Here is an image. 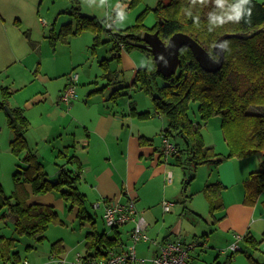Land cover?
I'll return each mask as SVG.
<instances>
[{"label": "rangeland", "instance_id": "rangeland-1", "mask_svg": "<svg viewBox=\"0 0 264 264\" xmlns=\"http://www.w3.org/2000/svg\"><path fill=\"white\" fill-rule=\"evenodd\" d=\"M131 1L79 0L80 12L86 16L95 17L102 29L106 31L101 30L95 33L91 27H87L76 34L68 35L66 41L61 39L53 41L50 29L53 28L54 33H57L61 25L69 20L72 21V29H74V20H71L67 13H61L68 10L71 5L70 0H0V15L3 17L0 19V37L3 33L7 36V42L0 39V102L5 92H12L5 108L19 107L23 110L29 122L25 134L27 150L33 151L37 157L42 153H48L44 151L46 149L43 145L44 141L37 144L43 133L44 114L53 108L52 104L57 101L67 77L75 74L78 76L75 85L76 99L80 103H84L88 98L87 93H90L91 103L100 102L103 98L115 93L112 100L116 104L112 101L109 107L116 108L118 111H128L130 103L137 111L148 110L149 115L146 118H135L138 122L145 124L155 146L159 145V135L162 133L157 130V127L162 124L165 129L166 119L154 113L150 96L141 89L140 84L133 85L136 70L145 68L146 71H150L153 62L137 47L130 50L122 48L117 52L119 56L115 57L112 51L113 43L107 31L118 32L134 26L139 22L138 18L146 30H151L155 26L157 19L152 10L158 0H139L129 7ZM163 1L168 3L170 0ZM15 17L19 19L18 26L13 24ZM44 23L47 25L44 26ZM96 35L100 40H94ZM28 38L31 39L34 48L30 47ZM13 58L16 59L15 62H11ZM161 80L157 77L155 82L159 85ZM4 87H8L9 90ZM60 106L66 111L65 107L61 104ZM197 109V103L188 104V115L193 124H198L204 147L212 148L215 155L218 154L221 157L227 155L229 152L220 127V118L214 116L207 121H202ZM258 113L254 110L252 114ZM79 114L81 113L78 110L73 112L75 116ZM7 117L6 111L0 110V186L3 194L11 196L16 187L13 175L16 171L21 172L25 168V162L23 150L17 153L11 150L9 142L13 135L8 127ZM71 117L61 116L47 121L48 126L53 125L55 129L61 128L54 134L53 139L47 140L48 142L56 141L60 137L61 139L71 138L75 126L73 121H76ZM77 133L79 136L80 132ZM170 142L174 145L176 142L179 143L175 138H170ZM172 154L167 157L166 163L163 157L161 158L162 162L167 164V167L163 166L161 172L163 178L155 177L144 184L143 189L152 204L143 207L136 205L138 213L146 211L152 215L148 230L162 228V233L166 235L171 227L176 226L180 221L179 237H182L185 242L196 245L190 251L191 253H188L191 264H250L248 256L262 264L261 262H264V190L253 205L244 199V183L249 173L259 167L260 156L225 158L221 165L203 164L193 171L192 169L184 170L176 165L171 157ZM49 159L51 165L49 162L43 164L40 161L47 171L49 167L53 168L55 161L52 153L49 154ZM168 171H170L169 176H167ZM221 174L233 184L228 186L223 183L226 187L221 189L222 207L215 210L212 215L210 203L206 200L203 189L207 184L220 182ZM48 180H51L50 176ZM157 189L156 195L150 193ZM46 195L49 197L44 198ZM42 196L43 200H50L55 205L58 221L49 225L46 240L35 244L36 246L32 240L14 234L12 213L7 205L0 208V233L5 238L16 237L12 251L18 252L19 264L24 260L28 264H59L58 259L52 257L53 242L58 240L63 245L68 243L76 245V242L83 240L84 235L90 232L91 228H94L97 233L108 234L111 231L101 221L102 209L94 210L90 199L86 202V212L92 216V219L80 220L75 216L74 210L69 209L70 204L66 203L58 193L35 195L30 191L28 201L33 197ZM157 199L161 204L164 201L172 202L174 204L172 213L163 216L161 205H156ZM236 201L248 207L257 205L258 208L254 209L252 227L244 233L237 234L242 236V241L238 245L243 252L237 251L228 258L230 252L227 248L235 239L222 232L216 223L223 219V215L225 216L226 205ZM12 202L11 198L10 203ZM183 205L186 207L184 212ZM171 216H173L172 219H169L168 217ZM144 217L147 221L146 215ZM91 220L95 221L93 226ZM146 234L151 239L147 232ZM246 236L255 241V248L246 243ZM27 245H31L32 248L26 250ZM144 247L138 244L136 251L139 257L147 259L151 253H145ZM77 251L82 252L83 245H80ZM0 264H2L1 260Z\"/></svg>", "mask_w": 264, "mask_h": 264}, {"label": "trees", "instance_id": "trees-1", "mask_svg": "<svg viewBox=\"0 0 264 264\" xmlns=\"http://www.w3.org/2000/svg\"><path fill=\"white\" fill-rule=\"evenodd\" d=\"M139 0H132L129 7ZM67 13L72 21L61 25L57 33L53 28L51 39L66 41L68 35L76 34L83 28L91 27L95 33L103 30L95 17L80 12L79 0H70ZM156 17L155 26L146 30L138 18V23L118 32L107 30L112 43L114 56L118 50L140 48L153 62L150 71L145 68L136 70L133 85L140 84L153 103L155 113L166 119L163 130L165 137L179 140L175 144L172 159L184 170L203 164L218 165L225 158H245L260 156L259 169L252 173L244 183V199L254 204L264 190V2L256 0H170L165 3L158 0L153 8ZM103 31H106L105 29ZM146 31H158V35L166 42L174 33H183L191 37L212 58L215 41L223 34H237L224 43V61L221 68L214 72H205L195 60L188 48L179 52V66L176 73L163 77L155 70L151 51L141 39ZM94 40H100L98 35ZM160 77L161 83L155 81ZM123 88V87H122ZM126 88V87H125ZM7 89V88H5ZM10 93L5 92L0 102V110H5ZM198 104V114L202 121L218 116L223 138L228 147L227 155L219 156L212 148H205L198 124H193L188 115V104ZM251 109V110H250ZM11 116L7 117L8 127L13 135L9 145L15 153L24 151L25 168L13 175L15 190L6 196L0 186V208L7 205L15 216L13 232L18 237H25L35 243L45 238V233L52 223L58 221L57 212L48 205L29 203L24 185L30 187L32 194L57 192L69 203V209L76 208L78 219H91L84 206V195L78 189L79 176L69 170L61 172L57 180H48L43 165L35 154L27 150L25 133L29 122L19 107L9 108ZM256 110L258 114H252ZM130 115L146 118L148 112H137L130 109ZM183 146V149H179ZM220 182L204 186L203 194L210 203V212L222 207ZM13 202L10 203V199ZM4 217V216H2ZM16 238V237H15ZM15 238L0 236V260L3 263L17 261L18 252L12 251ZM247 244L255 248V241L250 237ZM120 242L118 235L109 236L104 233L90 231L85 236V248L88 252L103 254L101 249H112ZM58 242L52 244V249ZM27 245L25 248L30 249ZM240 252H243L240 248ZM233 254H230V258ZM250 264H259L248 256ZM14 263V262H13Z\"/></svg>", "mask_w": 264, "mask_h": 264}, {"label": "crops", "instance_id": "crops-1", "mask_svg": "<svg viewBox=\"0 0 264 264\" xmlns=\"http://www.w3.org/2000/svg\"><path fill=\"white\" fill-rule=\"evenodd\" d=\"M256 1L264 2V0H256ZM0 19H3L2 15H0ZM18 21L19 19L15 17L13 24L18 26L19 23ZM46 25L47 24L44 23V26ZM0 39L1 41L7 42L6 34L3 33ZM27 42L29 43L31 48H34L31 39L28 38ZM15 60L16 59L13 58L11 62H15ZM70 76L71 75L67 77L66 83L64 84L57 101L55 102V104H52L53 108L47 110V112L44 114L45 118L42 124L43 133H42V137L37 142L38 144L39 142L44 141L43 145L46 148L44 151L48 152V153H42V155L38 157L36 156L40 161H42L43 164L45 163L47 164V162H49V164L51 165V161H49L50 153H52L53 156L55 157V161L52 169L49 167V169L47 168L48 169L47 171L43 167L47 175V178H49L50 176L51 180H57V178L60 177L61 172L65 170H69L73 174L77 173L79 176L78 189L81 192V194L84 195L85 198L84 206L86 207V202L90 199L91 204L93 203L92 207L94 210L102 209V215H101L102 222H103V210H104L103 201H105V203L111 201V202H119L125 204L128 203L130 200H133L135 208L136 205H140V207H143L152 204V202L149 201V199L147 198L146 192L143 188L146 181L154 179L155 177L163 178V174L161 173L163 166L167 167V164H165L167 160H165L164 156L162 155V138L164 136L163 134L164 128L162 124L159 127H157V130H159L160 133L162 134L159 135L160 138L159 145L155 146V144L153 143V139L151 138V135H149L150 133L147 127L145 126V124L141 123L140 121L138 122V120L134 116L130 115V109L133 108L132 104L129 103L128 111H124V110L118 111L116 108L109 107V103L113 101L112 98L115 97V93L111 94L110 97L103 98V100H101L100 102H95V103H91V98L89 97L90 93H87L88 98L85 100L84 103L78 102L77 99H72L69 104L63 103L61 101V94L63 90L69 85ZM77 80H78V76H77ZM77 80L75 82V85L77 83ZM4 88H7V90H9L8 87H4ZM9 93L11 94L12 92ZM76 98H77V94H76ZM74 101L77 102L74 103ZM113 102L114 104H116L115 101ZM60 104L66 108V111L63 110ZM77 110L81 114H79L78 116L73 115V112ZM137 112H148V110L137 111ZM61 116H64L65 118L72 116L74 119H76V121H73L75 126L73 128L74 131L72 132V136L71 138L67 137L65 139H61L60 137L56 141L54 140L53 142H48L47 140H49L50 138L53 139V137H55L54 134L59 132L61 128L55 129L53 128V125L48 126L47 121L50 119H56L57 117H61ZM47 128L50 129L46 130ZM78 131L80 132L79 136L77 133ZM59 136H61V134H59ZM167 138L170 141V137ZM177 141L179 140L177 139ZM176 144L178 143L176 142ZM179 149L184 150L183 146H180ZM29 152L34 153L33 151H29ZM162 157L165 163L162 162L161 159ZM223 161L225 160H222V162L218 165H221ZM258 169L259 167L256 170L251 171L249 173V176L252 173L256 172ZM169 173L170 171L167 172V176ZM231 175L234 176V173L231 172ZM219 181L223 188L224 186L226 187V185H223V183L227 184L228 186L230 184H233L227 181L226 177L222 174ZM25 185L26 186H24V190L27 192L29 198L30 187L27 184ZM157 191L158 189L150 193L152 195H156ZM48 193H53V192H48ZM48 197H49L48 195L44 196V198H48ZM157 200L158 201L156 202V205L160 204L162 207V204L159 203V199ZM29 203L48 205L51 206L52 208H55L53 202L50 200H43V196L33 197V199H30ZM97 203H99L98 208H94V205ZM173 207L174 204L169 212H164L163 209L161 208L162 215L164 216L166 214L172 213ZM185 208H186L185 205H183V212ZM255 208H258L257 205L253 207H248L242 204L240 201H236L235 203H230L225 207V216L223 215V219L217 222L216 226L221 228V231L224 232L225 234L231 235L232 238L235 239L236 241L237 234H239L240 232L244 233L245 231L248 230V228L252 227L253 224L252 216ZM73 210L76 216V208H73ZM137 214L138 216H142L144 220H146L144 217L146 215L147 221L145 222L147 223H146L145 232H147L149 236H151V239L155 240L158 245H162L167 241H173L176 239H181L184 243H189V242H185V240L182 237H179L180 236L179 229L181 224L180 221L177 222L176 226L171 227L169 233L164 235L162 233L163 231L162 228H156V229L150 228V230H148L149 229L148 227H150L149 222L150 220H152L150 218L152 217L150 212L145 211L141 214L137 212ZM172 217L173 216L168 218L172 219ZM90 218L92 219V216H90ZM14 221H15V216L12 214L13 228H14ZM94 223L95 221L91 220L92 226L94 225ZM132 225L133 223L130 222L123 226L110 228L111 231L108 232L107 235L109 236L118 235L120 240L118 246L112 248L113 250L119 252L125 250L126 246L130 243V233H131ZM121 230H123V232ZM91 231L96 232L94 228H91ZM0 236H4V235L0 233ZM85 236L86 234L83 237L84 241L78 240L76 242V245H72L71 243L63 245L60 241L57 240L56 242H58V244L55 247H53L51 251L54 252L52 253L53 259H58L59 264H80L81 259L84 257H90V256L98 257L99 254L95 252V249H91L88 252L86 251ZM45 240H46V233H45L44 241ZM241 241L242 239L238 242V244ZM56 242H53L52 244ZM35 244L37 243H34V245ZM138 244L144 245L145 253L150 252L151 256L145 259L143 257H139L136 251V257L138 261L135 264H152L151 259L159 251L158 245H153L147 241H141ZM80 245H83L82 252L77 251ZM104 250L106 249H101V251L103 252ZM189 257L190 256L188 255L186 258V264H191L190 262L191 258L189 259ZM8 262L19 263L18 261L15 260ZM258 263L260 264V262ZM261 263L264 264V262Z\"/></svg>", "mask_w": 264, "mask_h": 264}, {"label": "built area", "instance_id": "built-area-1", "mask_svg": "<svg viewBox=\"0 0 264 264\" xmlns=\"http://www.w3.org/2000/svg\"><path fill=\"white\" fill-rule=\"evenodd\" d=\"M69 85L61 94V101L69 104L72 99H76L75 82L77 75L70 76ZM175 152V146L165 136L162 138V155L167 160L172 153ZM170 173L168 174V176ZM103 222L109 228L123 226L132 222L133 227L130 233V242L123 251H115L113 249L104 250V253L98 257L90 256L81 259L80 264H135L138 259L136 257V245L141 241L150 242L153 245H158L153 239H150L146 232V222L142 216H138L134 201L122 204L119 202L103 201ZM99 203L94 205L98 208ZM173 206L170 202H163L162 209L164 212H169ZM242 239L239 235L236 236V241L232 243L227 250L230 253L240 251L238 242ZM196 247L193 243H184L181 239L167 241L162 245H158V253L151 259L152 264H186L188 253ZM225 253V252H224ZM6 264V263H3ZM19 264V263H11ZM21 264H28L23 261Z\"/></svg>", "mask_w": 264, "mask_h": 264}, {"label": "water", "instance_id": "water-1", "mask_svg": "<svg viewBox=\"0 0 264 264\" xmlns=\"http://www.w3.org/2000/svg\"><path fill=\"white\" fill-rule=\"evenodd\" d=\"M237 34H223L213 44L212 52L217 55L214 59L191 37L183 33H174L164 42L158 35V31L145 32L142 41L151 51L155 70L163 77L167 78L176 73L179 66V52L182 48L191 50L199 66L209 73L218 71L224 61V43L228 38L237 37ZM8 116H11L8 108H5Z\"/></svg>", "mask_w": 264, "mask_h": 264}]
</instances>
